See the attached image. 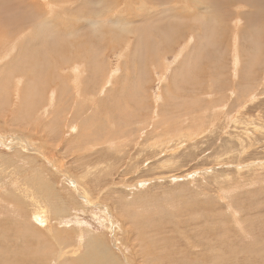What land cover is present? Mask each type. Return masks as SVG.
<instances>
[{"label": "rangeland", "instance_id": "1", "mask_svg": "<svg viewBox=\"0 0 264 264\" xmlns=\"http://www.w3.org/2000/svg\"><path fill=\"white\" fill-rule=\"evenodd\" d=\"M261 1L0 0V264H264Z\"/></svg>", "mask_w": 264, "mask_h": 264}, {"label": "bare ground", "instance_id": "2", "mask_svg": "<svg viewBox=\"0 0 264 264\" xmlns=\"http://www.w3.org/2000/svg\"><path fill=\"white\" fill-rule=\"evenodd\" d=\"M65 2V1H64ZM68 2V1H67ZM158 2V1H157ZM257 2V1H256ZM262 1L260 0V3H261ZM238 3V2H237ZM249 3H252L251 1H249ZM259 3V2H258ZM156 4H158V3H156ZM1 5V4H0ZM4 5V4H3ZM243 5V4H242ZM246 5V4H245ZM150 6V5H149ZM247 6V5H246ZM1 7V6H0ZM57 7H60V10H61V12H63V10H65L64 8H62V5H58ZM67 7H69V6H67ZM92 7V6H91ZM4 8V9H3ZM151 8V7H150ZM259 8V7H258ZM3 11L4 10H6V12H1V13H4L5 15H6V13L8 14V15H10L11 17H9L8 15V17L9 18H11V19H8V20H6V18H5V15L4 14H1L0 16H1V18H0V32L2 33H4V35L5 36H7V38H8V35H11L12 34V32L14 31L13 30V28L19 23V22H23V21H25L24 19H23V17H22V19H20V20H18V21H15L14 20V18L16 17V15H21V12L17 9V7L16 6H13V5H11V4H8V5H6V6H3L2 8H1ZM0 9V10H1ZM23 9V8H22ZM257 10V9H256ZM52 12H54V9H52V8H50V10H49V12H48V16L50 15V13H52ZM138 12V11H137ZM140 12V11H139ZM89 13V12H88ZM114 13V12H113ZM118 13V12H117ZM148 13V12H147ZM46 15H47V13H45ZM2 15H3V19H2ZM116 15V14H115ZM25 16L27 17V18H30V14H25ZM48 16H47V19H49L48 18ZM80 16H82V15H80ZM99 16V15H98ZM110 16H112V17H110V22L111 23H114V24H119L121 21L119 20V18H113V16H114V14L113 15H110ZM137 16H138V14H137ZM143 16V15H142ZM94 17H97V16H95L94 15ZM93 18V17H92ZM238 19V17L235 19L236 21H238L239 22V20H237ZM70 21V20H69ZM92 21V20H91ZM129 21H130V19H129ZM25 23V22H24ZM72 23V22H71ZM92 23V22H91ZM26 24V23H25ZM45 24V23H44ZM93 24H95V22H93ZM61 25V24H60ZM90 25V24H89ZM61 26H63V25H61ZM83 27V26H82ZM19 28V27H18ZM79 28H80V26H79ZM20 30H22V28L20 29ZM24 30V29H23ZM77 31H78V29H76ZM26 31V30H25ZM56 31V30H55ZM31 31H27V35L30 33ZM71 33H72V31H70ZM70 32H69V34L68 35H70ZM169 32V31H168ZM8 35H7V34ZM25 33V32H24ZM47 32H46V30H45V28L42 26L41 28H39V30L37 31V34H36V36H34L33 37V35L32 36H30L29 37V39H31L32 41H38V42H41L42 41V39H43V36L45 37V39H47L48 41H47V43H48V48H49V50L52 52V53H59L61 50H59L58 48H56V43H59V42H63V40L61 39V38H53V39H50V36L48 35H45ZM60 33V32H59ZM160 33H161V31H160ZM32 34H33V32H32ZM61 34V33H60ZM159 34V33H158ZM26 34H23L22 33V35H18L15 39H17V40H15L16 42H18L19 40H21V38L23 37V36H25ZM31 35V34H30ZM57 35V34H56ZM163 35H165V34H162V36ZM3 36V35H2ZM58 36V35H57ZM155 36V35H154ZM4 38V37H3ZM136 38H138V36L136 37ZM160 38V37H159ZM2 39V38H1ZM36 39V40H35ZM129 39V38H128ZM161 39V38H160ZM7 40V39H6ZM65 40H66V38H65ZM137 40V39H136ZM139 40H141L140 39V37L138 38V41ZM77 39L76 40H74V38L72 39V40H69L67 43H69L67 46H69V47H79L78 45H75L77 42ZM138 41H136V42H138ZM28 42H29V40H26L25 41V43H24V45L23 46H27L28 47ZM156 42V41H155ZM82 43V42H81ZM85 43V42H84ZM150 43V42H149ZM39 44V43H38ZM129 44V43H128ZM152 46V45H151ZM129 47V46H128ZM128 47H125L122 51L123 52H121V54H123L124 52H126L127 51V49H128ZM67 48V47H66ZM65 48V49H66ZM10 51V50H9ZM23 52V51H22ZM0 59H1V55H3V53L4 52H1V50H0ZM42 53V52H41ZM43 54V53H42ZM150 54V53H149ZM240 54V53H239ZM6 55V54H5ZM15 56H16V54H15ZM61 58V57H60ZM33 58H30V60H32ZM126 59V58H125ZM2 60V59H1ZM14 61V60H13ZM252 61V60H251ZM35 63V62H34ZM70 63V62H69ZM124 64V63H123ZM159 64H160V62H159ZM21 65H23V64H21ZM19 66V67H21V68H23L22 66ZM24 66V65H23ZM15 67H17V65H15ZM18 67V68H19ZM11 68V67H10ZM13 68V67H12ZM17 69V68H16ZM25 69V68H24ZM28 69H29V67H28ZM33 69V68H32ZM64 69V68H63ZM70 70H71V73L72 74H70V76L68 77V81L67 82H69V86L70 87H75L76 89H78V87H79V85H80V83H79V80H78V78H79V76L81 75V71L80 70H77V68H76V65L74 64V66H72L71 68H70ZM122 70V69H121ZM11 71H12V69H11ZM24 71V70H23ZM163 71V70H162ZM33 72V71H32ZM70 72V71H69ZM34 73V72H33ZM33 73H31V74H33ZM35 74V73H34ZM33 74V75H34ZM112 74H113V72H112ZM111 74V75H112ZM53 76V75H52ZM32 77V76H31ZM29 78V77H28ZM33 78V77H32ZM56 78V77H55ZM57 78H59V79H65L63 76H57ZM23 79H24V77H22V81H23ZM34 79V78H33ZM17 82V81H16ZM62 82H63V80H62ZM61 82V83H62ZM13 83V82H12ZM18 83V82H17ZM34 83V82H33ZM21 84H22V82H21ZM36 84V83H35ZM60 84V83H59ZM58 84V85H59ZM62 84H67V83H62ZM15 85H16V83H15ZM17 85H19V84H17ZM63 85V86H64ZM30 86V85H29ZM28 86V87H29ZM63 86H61V87H63ZM27 87V85H26V88H28ZM30 88V87H29ZM59 89H61V88H58V90ZM19 90V89H18ZM17 90V91H18ZM27 90V89H26ZM30 90V89H29ZM57 89H55V90H53L52 89V91H53V96H57V95H59V97H60V91H58ZM33 91H35V88H34V90ZM48 92V91H47ZM16 93V92H15ZM19 93V92H18ZM26 93H27V91H26ZM58 93V94H57ZM76 94H78V91H76L75 92ZM31 95H32V93H31ZM30 95V96H31ZM51 95V94H50ZM75 95V94H74ZM43 96V95H42ZM32 97H37V96H32ZM76 97H79V95H77ZM49 98V97H48ZM51 98V97H50ZM56 98V97H55ZM54 98V99H55ZM36 99L37 98H34V100L36 101ZM40 99H42L41 98V95H40ZM90 99H93V98H90ZM27 101H28V99H26ZM37 100H39V94H38V99ZM83 100V99H82ZM85 101L87 100V99H84ZM34 101V102H35ZM51 101H52V99H51ZM50 101V102H51ZM30 103H31V101H29ZM74 101H72V103H73ZM40 103V102H39ZM94 103V102H93ZM28 104V103H27ZM32 104V103H31ZM20 106H21V104H20ZM25 106V105H24ZM27 106V105H26ZM84 106V105H83ZM36 108V107H35ZM28 109V108H27ZM55 110V109H54ZM60 110V109H59ZM27 111V110H26ZM25 112V111H24ZM68 112V111H67ZM31 114H32V112H30ZM56 115V114H55ZM60 115V114H59ZM73 115V114H72ZM73 116H76L75 114L73 115ZM17 117V116H16ZM72 118V117H71ZM43 119V118H42ZM35 120V119H34ZM54 120V119H53ZM71 120V119H70ZM25 121V120H24ZM166 121H168V120H166ZM69 122V121H68ZM83 123V122H82ZM85 123V122H84ZM83 123V124H84ZM88 123V122H87ZM160 123V122H159ZM74 125H75V123H74ZM73 126V125H72ZM51 127V126H50ZM77 128V127H76ZM84 128H87L86 127V125H85V127ZM71 130V129H70ZM72 130H73V128H72ZM68 131H69V129H68ZM75 132V131H74ZM77 132V131H76ZM82 134H83V132H82ZM17 135V134H16ZM81 135V134H80ZM177 135V134H176ZM18 137V136H17ZM16 143V142H15ZM100 143V142H99ZM109 145V144H108ZM78 154V153H77ZM2 164V163H1ZM1 164H0V166H1ZM17 165V164H16ZM22 165H24L23 164V162H22ZM8 166V165H7ZM10 167V166H9ZM1 170H0V174L2 175L3 174V171L5 170V168L4 167H2L1 166V168H0ZM14 169V168H13ZM32 170V169H31ZM6 171V170H5ZM11 173H13V172H11ZM34 173V172H33ZM24 175H26V174H24ZM29 176V175H28ZM27 178V177H26ZM28 179H30V181L31 180H33V184H34V186H35V188H36V185L35 184H37V186H38V189L41 187V179L37 176V175H35L33 178H28ZM27 179V181H29ZM23 180H25V179H23ZM23 182V181H22ZM18 183H19V179L17 180V178H15V180H14V183L13 184H11V186L13 187V190H8V191H12L13 193L15 192L17 195L19 194V195H21V198H30V197H34V195H36L34 192L36 191H34V188H33V186H26L25 185V183H24V185H23V187H21V184H20V187H19V185H18ZM32 183V182H31ZM28 184V183H27ZM1 185V184H0ZM10 185V184H9ZM15 185H16V187H15ZM29 185V184H28ZM37 189V190H38ZM42 191V190H41ZM8 193V192H7ZM10 194V193H9ZM6 195V194H5ZM8 195V194H7ZM18 195V196H19ZM13 196V195H12ZM18 196H17V198H18ZM1 197V196H0ZM13 199L15 198V197H12ZM34 202H35V204H36V207L38 208V209H36V212H38V213H40L41 211H43L42 209H43V206H41V203L39 202V200L36 198V197H34ZM1 203V202H0ZM35 207V208H36ZM35 208H34V210H35ZM35 212V211H34ZM34 216H35V214H33V218H34ZM50 231V230H49ZM54 235V233H51V236H52V238L54 239V241L56 240V236L54 237L53 236ZM15 236V235H14ZM59 238V236L57 237V239ZM60 239H62V238H60ZM59 239V240H60ZM25 240H28V239H25ZM30 242V241H29ZM26 243V242H25ZM56 243V242H55ZM60 243V242H59ZM59 247H58V250H57V255L58 256H61V255H63V253H64V251H65V249H64V247H62L60 244H58V243H56ZM27 245V244H26ZM25 244H23V246H26ZM29 245H31V244H29ZM50 245V244H49ZM28 246V245H27ZM30 247V246H29ZM28 247V248H29ZM51 248H53V247H51ZM50 248V249H51ZM54 249V248H53ZM95 251V250H94ZM20 252H22V251H20ZM49 252H51V251H49ZM66 252V251H65ZM72 252H74L73 250H72ZM19 253V252H18ZM69 253V252H68ZM94 254V253H93ZM108 257V256H107ZM62 258V257H61ZM101 259V258H100ZM103 260L105 259L106 260V258H102ZM109 260V259H108ZM111 260V259H110ZM10 262H12V261H10ZM110 262V261H109ZM7 263V262H6ZM13 263V262H12ZM21 263V262H20ZM107 263V262H106ZM105 263V264H106Z\"/></svg>", "mask_w": 264, "mask_h": 264}]
</instances>
